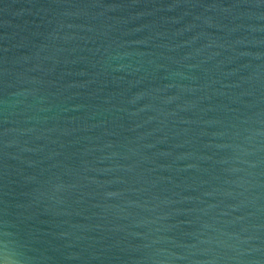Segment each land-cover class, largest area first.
I'll return each mask as SVG.
<instances>
[{
	"label": "water",
	"instance_id": "95a60500",
	"mask_svg": "<svg viewBox=\"0 0 264 264\" xmlns=\"http://www.w3.org/2000/svg\"><path fill=\"white\" fill-rule=\"evenodd\" d=\"M0 264H264V0H0Z\"/></svg>",
	"mask_w": 264,
	"mask_h": 264
}]
</instances>
